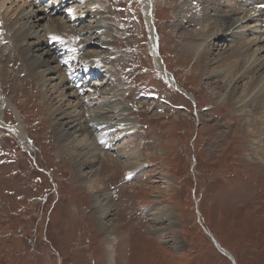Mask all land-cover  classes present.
Listing matches in <instances>:
<instances>
[{"label":"rangeland","instance_id":"1","mask_svg":"<svg viewBox=\"0 0 264 264\" xmlns=\"http://www.w3.org/2000/svg\"><path fill=\"white\" fill-rule=\"evenodd\" d=\"M132 1L111 2L117 8L106 27L112 29L107 40L118 51L110 63L122 68L112 80H93L108 94L126 92L127 105L140 107L129 108L137 126L134 143L126 147L123 141L133 140L126 132L129 137L117 142L113 152L107 149L114 161L101 158L95 166L75 165L64 142L80 127L62 116L55 119L17 44L0 43V91L5 99L12 96L9 106L15 110L5 107L3 116L15 124L19 114L37 158L35 165L0 124V264H108L98 207L83 183L95 172L103 178L101 190L112 193L106 221L116 225V264H264V165L253 154L263 127L260 110L251 104L242 111V104L220 100L228 94L224 83L204 75L202 55L184 51L197 30L190 19L207 20L214 14L210 0L157 2L159 59L173 73L166 68L175 86L173 79H160L146 48L140 10ZM118 18L129 24L131 37H125L124 26L114 25ZM236 18H226L224 28ZM84 23V30L90 28ZM92 50L106 56L101 46ZM226 51L220 42L212 56ZM248 112L252 121L246 119ZM115 120L113 113L105 122ZM95 124L87 122L88 131L99 139ZM100 146L106 155L105 144ZM159 207L170 210L172 223H157L150 215Z\"/></svg>","mask_w":264,"mask_h":264},{"label":"bare ground","instance_id":"2","mask_svg":"<svg viewBox=\"0 0 264 264\" xmlns=\"http://www.w3.org/2000/svg\"><path fill=\"white\" fill-rule=\"evenodd\" d=\"M103 1L64 0L65 3L62 4L63 0H0V24H2L0 25V43L13 40L17 44L29 71L33 73L45 98L52 105L54 112L51 113L55 115V119L62 116L61 120L65 117L68 121L70 120L69 123H72L73 127H80L77 133H69V140L67 138L64 142L65 147L70 151L71 159L79 168L95 166L96 160L100 162L101 158L113 161L117 159L113 158L110 151L114 150L117 142L125 138L126 132H129L127 135L132 137L137 127L129 118L130 110L126 103V92L117 89L108 94L101 84L93 81L103 76L111 80L115 77L116 66L108 60L118 54L117 50H111L105 51L111 54L99 57L95 55L97 53H92L94 50L91 51L93 47L98 46H110L108 49H113L111 42L97 40L99 34L107 36L109 33L103 32L108 27L107 18H109H106L107 12L104 10ZM149 1L151 0H144L145 9ZM96 3L99 4L96 5ZM57 4L62 6L59 7ZM259 4H264V0H255L253 3V5ZM210 5L214 14L208 16L207 20L201 18L196 22L195 19H190V22L196 23L197 30L191 33L190 40L184 44V51L198 57L202 55L205 59L204 75L217 78L219 82L224 83V89L228 91V94L221 95L220 100L225 97L231 102L242 104L240 108L242 111L251 104L258 105L261 115L259 116L258 113L257 117L263 127L261 136L255 138L257 142L253 154L257 155L264 165V142L261 141L264 140V9L255 8L245 0H210ZM155 12L156 8L153 9L151 5L146 15L152 18ZM232 15L237 17L236 20L232 25L228 24L224 28L225 19ZM87 21L90 28L84 30V22ZM220 42L227 45L228 51L212 56L213 47L219 46ZM150 46L161 76L166 80L173 79L172 74L170 75L161 65L162 62L160 63L162 56L156 44L151 43ZM73 48L75 51H71L74 50ZM174 82L176 84L175 80ZM0 88H3L1 82ZM7 99L0 91V124L2 126H8L3 118L4 110L7 107L12 108L15 113L13 107L9 106V104L12 105L10 101L13 102L12 96ZM55 107L57 108L54 109ZM59 109L65 110L58 113ZM113 113L117 116V121L105 122ZM250 114L245 118L249 120L252 117ZM16 116L20 126L14 127L13 130L18 135L24 134L26 137L24 123L19 114ZM88 117L91 118L88 119ZM90 121L97 123L94 132L100 137L99 139L95 138V140L89 133L87 122L89 124ZM91 124V126L94 125V123ZM130 124L129 127L125 126ZM82 125L87 129L85 127L82 129ZM60 128L57 126L58 131ZM122 133L125 135L122 136ZM123 142L128 148L134 143V138L130 142L128 139L127 143ZM104 144L106 155L100 146ZM129 154L128 157H130ZM102 179L99 173L95 172L83 183L93 195L98 207L100 230L105 234L103 246L107 251L108 264H116L115 246L118 237L112 232L116 225L106 221L111 211L113 198L112 193L101 190ZM169 211L165 207H159L153 209L150 215L156 222L158 220L172 223L173 217L168 213Z\"/></svg>","mask_w":264,"mask_h":264},{"label":"snow or ice","instance_id":"3","mask_svg":"<svg viewBox=\"0 0 264 264\" xmlns=\"http://www.w3.org/2000/svg\"><path fill=\"white\" fill-rule=\"evenodd\" d=\"M53 39H58V37H53Z\"/></svg>","mask_w":264,"mask_h":264}]
</instances>
